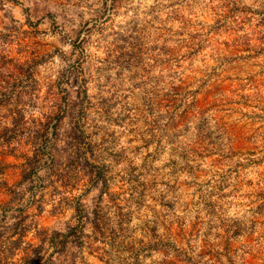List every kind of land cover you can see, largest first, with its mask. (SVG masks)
Listing matches in <instances>:
<instances>
[{"label":"rangeland","instance_id":"obj_1","mask_svg":"<svg viewBox=\"0 0 264 264\" xmlns=\"http://www.w3.org/2000/svg\"><path fill=\"white\" fill-rule=\"evenodd\" d=\"M0 264H264V0H0Z\"/></svg>","mask_w":264,"mask_h":264},{"label":"clouds","instance_id":"obj_2","mask_svg":"<svg viewBox=\"0 0 264 264\" xmlns=\"http://www.w3.org/2000/svg\"><path fill=\"white\" fill-rule=\"evenodd\" d=\"M141 135H143V132H141ZM146 139H150V137H146ZM151 147H153V148H154L155 146H154V145H152ZM144 151H145V152H147V151H148V149H147V148H144ZM137 163H139V161H137ZM228 215H233V213H232V212H229V213H228Z\"/></svg>","mask_w":264,"mask_h":264}]
</instances>
